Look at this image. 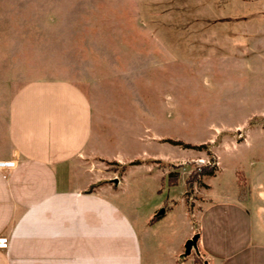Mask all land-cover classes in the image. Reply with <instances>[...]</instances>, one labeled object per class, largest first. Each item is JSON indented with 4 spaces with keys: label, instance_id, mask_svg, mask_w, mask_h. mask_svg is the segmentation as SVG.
I'll list each match as a JSON object with an SVG mask.
<instances>
[{
    "label": "rangeland",
    "instance_id": "374dc122",
    "mask_svg": "<svg viewBox=\"0 0 264 264\" xmlns=\"http://www.w3.org/2000/svg\"><path fill=\"white\" fill-rule=\"evenodd\" d=\"M36 78L71 80L90 98L82 170L120 180L144 264L183 250L189 207L240 202L264 215V0H0V96ZM206 166L215 173L188 187Z\"/></svg>",
    "mask_w": 264,
    "mask_h": 264
},
{
    "label": "crops",
    "instance_id": "0c3cea01",
    "mask_svg": "<svg viewBox=\"0 0 264 264\" xmlns=\"http://www.w3.org/2000/svg\"><path fill=\"white\" fill-rule=\"evenodd\" d=\"M92 136V103L71 80L36 78L0 96V161H14L0 168V236L8 239L0 264L145 263L142 237L117 200L120 180L82 170ZM117 149L110 157L121 162ZM239 204L189 214L184 239L197 234L196 247L182 257L183 245L165 264H194L193 250L200 264H264V215Z\"/></svg>",
    "mask_w": 264,
    "mask_h": 264
},
{
    "label": "trees",
    "instance_id": "16d2710c",
    "mask_svg": "<svg viewBox=\"0 0 264 264\" xmlns=\"http://www.w3.org/2000/svg\"><path fill=\"white\" fill-rule=\"evenodd\" d=\"M163 3H157V2H154L153 3V6L154 8L158 9L160 11L161 9V6ZM167 8V7H166ZM171 24V27H182L181 29L184 28L185 24L182 23V21H176V20H173ZM156 26V24H154ZM168 142H170L171 144H175V145H182L183 147H186V148H202L203 145H193V144H189V143H185L181 140H178V139H166ZM215 173V170L214 168H210L209 166H206V167H203L201 169V171L199 172H196V171H193L189 174V176L187 177L186 179V184L187 186H191V184L198 180L199 179V176L200 174H205L206 177L208 176H212L213 174ZM166 183L167 185H176L178 183V173L177 171L175 172H171L169 173L167 176H166ZM245 183V182H243ZM188 211V214H191V211L192 209L189 207V209L187 210ZM160 215H154L150 220H149V223L152 224L153 222L156 221L157 218H159Z\"/></svg>",
    "mask_w": 264,
    "mask_h": 264
},
{
    "label": "water",
    "instance_id": "95a60500",
    "mask_svg": "<svg viewBox=\"0 0 264 264\" xmlns=\"http://www.w3.org/2000/svg\"><path fill=\"white\" fill-rule=\"evenodd\" d=\"M163 213H164V209L162 208L156 213V215H161ZM197 236L198 235L195 234V235H193L192 237H190L189 239H187L185 241V243H184V252L181 255L182 257L186 256L187 254H189L191 247H194V248L196 247Z\"/></svg>",
    "mask_w": 264,
    "mask_h": 264
},
{
    "label": "built area",
    "instance_id": "2783aa9c",
    "mask_svg": "<svg viewBox=\"0 0 264 264\" xmlns=\"http://www.w3.org/2000/svg\"><path fill=\"white\" fill-rule=\"evenodd\" d=\"M14 161H0L1 167H13ZM8 244V239L6 236H0V248H5Z\"/></svg>",
    "mask_w": 264,
    "mask_h": 264
}]
</instances>
